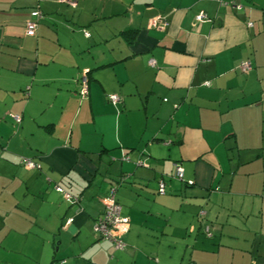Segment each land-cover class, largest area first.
I'll list each match as a JSON object with an SVG mask.
<instances>
[{
    "label": "crops",
    "instance_id": "obj_1",
    "mask_svg": "<svg viewBox=\"0 0 264 264\" xmlns=\"http://www.w3.org/2000/svg\"><path fill=\"white\" fill-rule=\"evenodd\" d=\"M74 1L0 0V264H264V0Z\"/></svg>",
    "mask_w": 264,
    "mask_h": 264
},
{
    "label": "built area",
    "instance_id": "obj_2",
    "mask_svg": "<svg viewBox=\"0 0 264 264\" xmlns=\"http://www.w3.org/2000/svg\"><path fill=\"white\" fill-rule=\"evenodd\" d=\"M72 6L75 5L74 0H62ZM43 14L40 10L35 9L31 11V18L26 21V35L34 36L35 31L37 28L38 20L42 18ZM204 16L203 13H200L197 16V19H202ZM160 22H162L161 18H152L149 22L151 27H156ZM153 64V61H150ZM242 71L246 72L250 69L249 62H242L241 63ZM81 88L79 91V95L82 98H85L88 94L87 88V79L85 75L81 79ZM107 99L110 102H117L119 97L117 94H110L107 96ZM15 120L17 122L20 121L19 116H15ZM126 160L127 157L122 158ZM23 165L28 169H40V164L35 162L30 158H23L22 160ZM138 165L146 166L144 162H139ZM174 176L177 179L182 180L183 178V169L180 164H174ZM56 189L60 192H63L65 198L70 202H77V198L71 196L68 193H65L60 187H56ZM166 190L165 183L163 181H158V191L164 192ZM101 203L103 205V210L101 215L95 220L93 229L94 231L99 233L101 239L108 240L113 243L115 249H123L125 244L122 240L123 235L126 233L128 228L129 220L127 217L123 216L120 212V204L116 201L113 193V189L110 193L103 195L101 198ZM72 218L67 219V223H70Z\"/></svg>",
    "mask_w": 264,
    "mask_h": 264
},
{
    "label": "trees",
    "instance_id": "obj_3",
    "mask_svg": "<svg viewBox=\"0 0 264 264\" xmlns=\"http://www.w3.org/2000/svg\"><path fill=\"white\" fill-rule=\"evenodd\" d=\"M124 157H127V155H124ZM126 160H128V157H127ZM124 179H125V177H122V178H121V180H124ZM158 181H163V180H162V179H159ZM163 182H164V181H163ZM112 189H113L114 197H115V199H116V187H115V186H111V187H109L107 193H105L104 195L110 193V191H111ZM116 201H117V199H116ZM117 202H118V201H117Z\"/></svg>",
    "mask_w": 264,
    "mask_h": 264
}]
</instances>
